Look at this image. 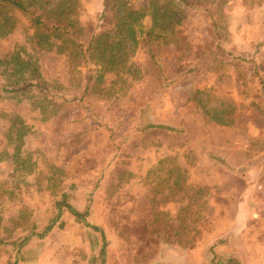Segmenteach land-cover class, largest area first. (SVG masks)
Returning a JSON list of instances; mask_svg holds the SVG:
<instances>
[{
  "label": "rangeland",
  "instance_id": "rangeland-1",
  "mask_svg": "<svg viewBox=\"0 0 264 264\" xmlns=\"http://www.w3.org/2000/svg\"><path fill=\"white\" fill-rule=\"evenodd\" d=\"M187 2L129 0L147 13L139 42L107 69L80 48L100 31L103 0H76L73 41L0 4V264H152L160 240L192 246L226 232L247 189L207 152L259 173L264 0ZM156 7L172 13L158 19L161 39L148 32ZM164 75L174 82L153 101ZM26 82L38 85L8 92ZM147 102L151 120L186 132H135ZM252 187L262 201V176Z\"/></svg>",
  "mask_w": 264,
  "mask_h": 264
},
{
  "label": "trees",
  "instance_id": "trees-1",
  "mask_svg": "<svg viewBox=\"0 0 264 264\" xmlns=\"http://www.w3.org/2000/svg\"><path fill=\"white\" fill-rule=\"evenodd\" d=\"M186 7L193 8L194 5L187 2V0H179ZM76 0H0V4L5 6H12L20 9L23 13H26L31 20L40 26L42 29L48 31L51 30L56 38H68L71 41L76 39L74 32L72 31V26L74 20L72 19V11ZM199 10L207 12L208 7L199 6ZM145 11H139L129 6V0H103V10L101 13V23H98L100 26V31H94L95 28L91 31L89 40L83 49V45H80L84 63L89 59L95 58L98 60L100 66L106 65L107 67L111 66L112 68L117 64H124L127 62L130 53L134 47L139 42V27L142 24L144 16H146ZM150 16L154 24L151 25L148 32L155 31L159 28L157 24L158 19L162 21H167L169 18H172V13L168 9H164L160 13L159 9L156 7L154 10L150 11ZM180 16L176 19V23H179ZM161 24V28H172L174 23ZM3 24L0 23V27ZM174 26V25H173ZM174 27L171 30L173 33ZM154 36L158 39H161V34L155 31ZM217 38L219 34L216 33ZM148 41L151 39H147ZM160 42V41H157ZM96 43V46L94 45ZM162 44V43H161ZM218 48L222 52L231 54L225 47L217 43ZM87 52L89 56L87 57ZM150 58L153 60L155 66L163 70V64L156 60L152 51H150ZM87 66V65H86ZM90 74V73H89ZM88 74V75H89ZM92 75H89L88 83L92 78ZM180 75H178L179 80ZM174 79H168L164 75L163 83L159 86L157 92L154 94L153 101L156 100L159 90H163L165 87L169 86ZM38 83L26 82L18 89H8V92L24 91L32 87H36ZM152 103L147 102L138 110L137 123L134 128L135 132H143L151 129H161L165 131L177 132L179 134H184L186 132L185 127L182 125L174 126L164 123H158L151 120L147 111L151 108ZM209 159L214 160L216 163L220 164L221 167L226 172H229L238 179V182L241 184L242 189H246L253 185L254 180L261 178L262 173H264V157L260 161V170L259 173H255L252 165H233L223 157L214 153L210 150L207 152ZM65 196V194H63ZM229 198L220 199V202L227 203ZM219 202V201H218ZM62 204L68 207L73 211L75 215H79L78 211L73 210L70 205L62 201ZM222 211L217 213L218 217L224 218L227 213L232 211V206L221 208ZM96 231L101 232L97 226L93 225ZM212 230L208 231V234H212ZM103 236V233H101ZM207 234V233H206ZM205 235H201L200 240H203ZM221 242H225L227 239L225 237L219 239ZM159 243H166V241H161ZM198 243V242H197ZM195 245V244H194ZM193 246V245H192ZM104 251L102 250L100 256L103 257ZM226 264H234V261L229 258L226 260Z\"/></svg>",
  "mask_w": 264,
  "mask_h": 264
},
{
  "label": "crops",
  "instance_id": "crops-1",
  "mask_svg": "<svg viewBox=\"0 0 264 264\" xmlns=\"http://www.w3.org/2000/svg\"><path fill=\"white\" fill-rule=\"evenodd\" d=\"M263 179L264 173H262V201H257L250 193L254 190L252 185L246 188L231 220L227 222L225 233L220 231L212 239L203 243L200 240L193 246L160 243L152 264H226L229 258L234 264H264ZM223 237L227 239L225 242L219 240ZM97 260L98 257H94L88 262L103 264Z\"/></svg>",
  "mask_w": 264,
  "mask_h": 264
}]
</instances>
